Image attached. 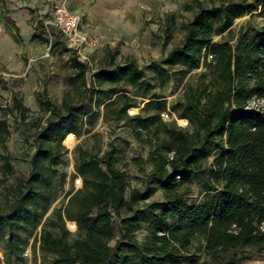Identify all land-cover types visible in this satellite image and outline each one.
I'll use <instances>...</instances> for the list:
<instances>
[{"label":"trees","instance_id":"1","mask_svg":"<svg viewBox=\"0 0 264 264\" xmlns=\"http://www.w3.org/2000/svg\"><path fill=\"white\" fill-rule=\"evenodd\" d=\"M209 1L210 6L201 0L184 5L185 11L195 13L184 28L181 45L164 60L168 67L181 70V82L189 72L200 68L206 71L202 75L206 80L197 87L187 86L183 102L173 107L178 117L188 120L189 128L183 131L161 122L160 113L169 110L163 101L146 104V109L157 112L153 116L128 118L138 135L159 123L169 139L152 174L155 183L166 192V201L150 204L148 213L138 210L122 221L124 227H135L153 218L150 242L140 246L130 232L128 241L116 251L110 247L115 235L114 215L127 205L126 177L117 168L119 158L114 149L102 156L78 150L74 155V177H80L84 187L70 200L76 212L68 214V220L76 223L79 238L69 242L71 232L61 215L60 234L42 230L38 242L41 250L52 256V264H210L189 255L197 243L207 258L219 264L224 255L243 248L264 253V111L250 106L252 100L264 101V30H233L236 20L246 15L259 10L264 17V0ZM6 21L14 23L8 17ZM45 28L49 37L35 33L32 40L50 43L55 49L66 46L61 32L53 26ZM216 37L229 40L214 41ZM71 62L97 112L87 109V96L77 104L63 101L58 105L38 99L41 117L30 122L34 152L29 160V174L18 177L10 189L9 211H0V242L6 264L12 257L23 260L25 247L48 210L52 174L66 154L62 143L67 135L80 138L90 133L101 107L108 111L124 101L114 114L116 121L121 120L133 100L123 95L119 86L131 87L144 96L155 88L144 80L134 60L118 64L109 54L105 66L94 73L95 86L89 90L88 65L79 57H73ZM12 94V109L23 115L20 95ZM9 136L8 122L0 118V145ZM215 143L218 153L212 163V179L205 184L204 200L189 205L178 190L194 182ZM0 171L4 176H16L8 156L3 157ZM41 204H45V209L39 210ZM171 219L175 221L168 224Z\"/></svg>","mask_w":264,"mask_h":264},{"label":"rangeland","instance_id":"2","mask_svg":"<svg viewBox=\"0 0 264 264\" xmlns=\"http://www.w3.org/2000/svg\"><path fill=\"white\" fill-rule=\"evenodd\" d=\"M201 1L211 5L209 0ZM214 1L218 3V0ZM185 4L194 5V0H0V118H6L10 130L8 140L0 145V166L3 157L8 156L16 172V176L9 177L0 171L1 212L10 209V189L17 184V178L27 177L30 171L29 160L34 152V132L30 122L41 117L38 99L51 100L58 105L63 101L77 104L87 96V109L97 112L88 97L89 93L78 81L77 72L72 67L73 57L79 56L89 67L86 75L89 90L95 86L94 73L105 66L104 61L109 54L114 55L118 64L134 60L142 70L144 80L155 87L149 95L144 96L136 89L119 86L123 95L133 100V105L127 108L121 120L116 121L114 114L124 101L110 107L108 111L101 107L90 133L80 138L73 134L67 135L62 143L67 150L66 154L56 173L52 174V188L47 195L48 210L25 247L23 260L12 257L10 264H52V256L41 250L38 237L44 229L60 234L59 216L70 221L68 214L76 212V206L70 200L84 187V183L82 189L80 185H75L77 177H74V155L78 150L102 156L106 151L114 149L119 158L117 168L126 177L127 205L120 214L114 215L115 235L109 242L110 247L116 251L122 243L128 241L130 232L138 245L150 242L154 231L153 218L135 227L128 224L124 227L122 221L132 217L138 210L148 213L150 204L159 205L166 201V192L155 183L152 174L158 155L165 154L169 139L159 123L138 135L128 118L137 115L143 118L153 116L157 112L153 108L146 109V104L152 100L163 101L169 108L164 113L172 114L163 117L160 113L161 122L183 131L189 128L181 127L177 121L181 117L173 111V107L183 102L187 86L197 87L206 80L202 76L206 71L200 68L189 72L181 82V70L164 64V60L181 45L186 34L184 28L195 13L185 11ZM57 7L67 8L79 16L80 46L76 47L66 40L65 47L55 49L50 47V43L41 44L39 40H32L35 33L42 36L45 33L49 37L45 26L53 19ZM7 17L14 23H8ZM240 28L264 30V17L259 10L246 15L236 20L233 26L235 33ZM224 40L229 39H214ZM12 92L20 95L23 115L12 109ZM250 106L264 111V101L252 100ZM23 116H26L25 121ZM70 135L74 137L68 139ZM217 144H213L211 154L201 163L194 182L178 190L189 205L204 200L205 184L212 179L211 169L218 153L215 150ZM43 209L45 204L39 206V210ZM174 221L171 219L168 224ZM78 238L79 232L75 231L71 232L68 240L72 243ZM199 246V243L195 244L189 255L199 262L219 264L207 258ZM0 264H6L2 242ZM222 264H264V253L250 248L239 249L224 255Z\"/></svg>","mask_w":264,"mask_h":264},{"label":"built area","instance_id":"3","mask_svg":"<svg viewBox=\"0 0 264 264\" xmlns=\"http://www.w3.org/2000/svg\"><path fill=\"white\" fill-rule=\"evenodd\" d=\"M80 23H81L80 18L76 13L69 11L67 8L57 7L55 9L53 19L48 22L46 27L47 28H48V26L55 27L59 32H61V34L64 36L65 40H68L70 43H72V44L76 45V47H78L81 45V42H80L81 35L79 34ZM79 60H81L80 57H79ZM171 114H172V112L162 113L163 117H165L167 115L169 116ZM177 121L180 123L181 127H183V128H187L189 126V122L185 118H181ZM70 137H74V136L70 135ZM169 156L172 157V153H170ZM75 185L77 187L80 185L79 188H82L83 183H82V179L80 177H77L75 179ZM66 225H67L68 230L70 232L77 231V225L75 222L66 221Z\"/></svg>","mask_w":264,"mask_h":264}]
</instances>
